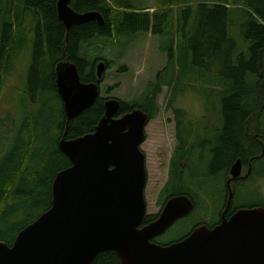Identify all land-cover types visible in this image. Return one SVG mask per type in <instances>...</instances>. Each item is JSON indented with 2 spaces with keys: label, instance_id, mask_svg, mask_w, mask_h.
Here are the masks:
<instances>
[{
  "label": "trees",
  "instance_id": "1",
  "mask_svg": "<svg viewBox=\"0 0 264 264\" xmlns=\"http://www.w3.org/2000/svg\"><path fill=\"white\" fill-rule=\"evenodd\" d=\"M180 2L183 8L197 14L190 32L185 26L182 31L177 30L185 37L184 45L177 46L174 35L170 47L161 48L169 56L167 67L159 72L156 82L148 86L138 102L123 103L121 108V114L138 108L154 119L159 112L158 97L163 87L171 88L173 97L170 108L175 112L180 146L171 163L169 183L162 193L164 206L176 196H189L194 203V196H199L194 189L196 184L188 177L194 153H213L212 165L215 169L212 172L221 175L219 170L239 154L241 143L253 134L254 127L260 124L264 126L259 117L262 111L257 108L261 104L257 97L258 83L255 82V86L250 88L251 84L248 82L253 78L252 73L257 71L251 65L239 64V59L241 61L247 58L242 53L238 57L239 49L230 32L232 0ZM57 3L58 0H0V83L6 81L15 64V51L23 43L21 55L24 51L33 53L28 79L31 104H44L46 108L38 114L31 113L22 130L17 150L0 164V241L9 246L13 245L23 229L51 208L52 183L59 172L71 166L69 159L59 149L60 141L63 138L74 139L93 133L105 114V100L100 98L90 110L68 123L57 91V65L70 61L77 65L82 82H96L92 68L94 61H105L107 70L111 68L112 62L100 56L93 61L89 60V49L94 43H99L100 46L103 39L110 41L107 49L120 52L117 55L119 60L138 34L151 31L156 33L158 18H171L174 15L173 0L162 1V5L157 6L153 13L150 12L151 8L137 9L125 0H71V7L75 11L99 12L106 23L101 26L94 21L76 25L67 31L58 18ZM248 8L246 14L250 21L247 25L251 31L249 39L254 45L252 60L257 65L259 54L264 53V0H249ZM154 16L156 24H153ZM121 39H125L127 48L122 49L120 45H116ZM30 44L33 46L31 50ZM27 52H24L23 58L26 54L29 55ZM224 71L229 72L225 82L222 80ZM207 78L211 80L208 83ZM178 83H182L184 89L191 84V87L199 84L225 98L222 110L225 116L224 130L218 128L216 143L204 139L206 129L191 125L188 113L175 107L177 92L182 91L178 90ZM51 94H55L60 102L61 118L49 117L47 114V109L54 104V100L46 99V95L51 97ZM222 113H218V118ZM40 145L43 149L38 151L36 148ZM31 204L34 207L45 205L46 208L40 216L29 219L26 223H12L19 212L27 214ZM251 205H264V200ZM198 209L199 206L195 203V210ZM157 218L158 216H147L144 224ZM207 226L213 228L214 223H208ZM154 242L159 244L157 239ZM92 264H120V260L115 252H107L99 255Z\"/></svg>",
  "mask_w": 264,
  "mask_h": 264
},
{
  "label": "water",
  "instance_id": "2",
  "mask_svg": "<svg viewBox=\"0 0 264 264\" xmlns=\"http://www.w3.org/2000/svg\"><path fill=\"white\" fill-rule=\"evenodd\" d=\"M57 10L67 31L106 23L99 12L75 11L71 0H58ZM105 70L102 62L98 81L84 83L76 64L57 65L56 84L68 123L101 98ZM104 106L93 133L60 141L71 166L53 181L51 208L23 229L12 246L0 241V264H92L107 252H115L120 264H264V207L241 209L227 219L232 193L219 225H198L169 245L154 242L191 215L195 203L186 195L173 197L156 220L144 224L148 175L141 147L152 119L138 108L117 118L122 108L117 99H106ZM240 174L238 162L232 179Z\"/></svg>",
  "mask_w": 264,
  "mask_h": 264
},
{
  "label": "rangeland",
  "instance_id": "3",
  "mask_svg": "<svg viewBox=\"0 0 264 264\" xmlns=\"http://www.w3.org/2000/svg\"><path fill=\"white\" fill-rule=\"evenodd\" d=\"M125 1L137 9L151 8L150 12L153 13L157 6L162 5V1L170 0ZM173 1L174 15L172 14L171 18L159 17L156 33L153 31L140 33L129 46L125 39L116 42V45H120L122 49L129 47L119 60L117 55L120 52L107 49V44L111 43L110 41L103 39L100 46L99 43H94L91 46L88 53L89 60L93 61L100 56L112 62L111 68L104 72L101 84L102 99L112 98L122 103L138 102L147 91L148 86L156 82L159 72L167 67L169 56L167 52H162L161 48H169L174 35L177 39V46L182 47L184 45L185 37H183V33L181 34L177 30L182 31L184 26L188 28V31L191 30L197 14L193 10L183 8L180 5V0ZM231 4L233 8L230 18V32L233 33L235 44L239 49L238 57L242 53L247 58L241 61L239 59V64L251 65L253 70L256 69L257 71V73L251 72L253 78L249 79L248 82L251 84L250 88L255 86V82L258 83L257 97L261 104L257 108L262 111V115L259 117L264 123V53L259 54L257 65L253 63L252 48L254 49V45L249 39L251 31L247 24L250 19L247 18L246 14L249 11V0H232ZM153 24H156L155 16L153 17ZM22 46L23 44L18 45L15 51L17 56L15 64L10 69L6 81L0 83V164L10 153L17 150V146L21 143L22 130L25 128L31 113L38 114L43 108L46 109L44 104H31L28 79L33 64V53L23 50L29 54L25 53L26 57L23 58L24 52L22 55L20 53ZM31 48H33L32 44L29 45V50ZM176 69H178L177 65ZM227 73L229 72L225 73L224 71L222 74L224 75L222 76L224 82ZM207 81L211 80L207 78L206 83H208ZM191 86L184 89L183 84L178 83V90L182 89L183 92L181 90L177 92V98L174 101L175 107L188 113L191 125L203 130L206 129L203 135L204 139L216 143L215 140L219 137L217 130L224 126L225 116L222 110L226 100L219 93H213L208 88L200 87L199 84H193L194 87ZM172 97L171 88L163 87L162 93L158 97L159 112L147 126V141L141 147L146 156L148 175L145 191L148 216H158L164 208L165 199L162 193L169 183V165L177 146L175 112L174 109L170 108ZM46 99L54 100V104L47 109L48 116L61 118L62 108L56 95L51 94V97L46 95ZM220 111L222 114L218 118ZM25 140L28 141L27 138ZM43 144L46 145L45 141ZM198 147L200 148V145ZM36 149L40 151L43 147L40 145ZM213 159V153L209 152H199V156L198 154L192 156L191 173L189 172L188 177L196 184L194 189L200 198L194 196V199L199 209L188 217L177 221L163 236L157 238L160 245L178 242L186 238L196 226L213 224L220 217L224 204V177L212 172L215 169L212 165ZM238 202H236V206L257 204L260 203V197L255 192L243 193ZM29 206L28 213L19 212L12 223H26L29 219L40 216L46 208L45 205L34 207L31 204ZM221 208L222 210H220Z\"/></svg>",
  "mask_w": 264,
  "mask_h": 264
},
{
  "label": "flooded vegetation",
  "instance_id": "4",
  "mask_svg": "<svg viewBox=\"0 0 264 264\" xmlns=\"http://www.w3.org/2000/svg\"><path fill=\"white\" fill-rule=\"evenodd\" d=\"M64 62H70V61H63V63ZM102 62H104L106 65L105 61H99V62L94 61V65L92 68L96 76V79H97V68L99 64H101ZM97 81L98 80H96V82ZM56 83H57V75H56ZM88 83H94V82H88ZM133 110L128 111L124 114H121L120 112L117 118H120L132 112ZM177 131L178 128L176 127V138H177ZM250 136L249 138L243 140V143H241V147L239 146L240 147L239 154L236 155L227 166L222 168V170H219V173L222 175V177H224L223 189L225 195H224L223 211L220 217L214 223V227L219 225L224 219V213L228 208L231 193L233 194V197L230 204V208L225 216L227 219H229L234 213H236L241 209L264 207V205L257 206V205H249V204L236 206V202L239 203L238 200L239 198H241L243 193L255 192L260 197V200L261 199L264 200V126L260 124L259 126L254 127L253 134H250ZM179 146L180 144L177 139V146L173 152L172 160L174 159L175 153ZM194 154L197 155L199 153H194ZM172 160L170 161L169 172L171 171ZM238 162H240L241 164V174L237 179L234 180L232 179L231 171L232 168L235 166V164ZM182 165L185 167L184 164Z\"/></svg>",
  "mask_w": 264,
  "mask_h": 264
},
{
  "label": "bare ground",
  "instance_id": "5",
  "mask_svg": "<svg viewBox=\"0 0 264 264\" xmlns=\"http://www.w3.org/2000/svg\"><path fill=\"white\" fill-rule=\"evenodd\" d=\"M18 42V41H17ZM23 44V43H22ZM14 49V48H13ZM91 109V108H90Z\"/></svg>",
  "mask_w": 264,
  "mask_h": 264
}]
</instances>
